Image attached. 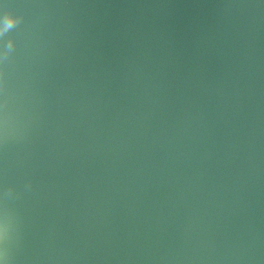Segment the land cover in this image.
I'll list each match as a JSON object with an SVG mask.
<instances>
[{
  "label": "water",
  "instance_id": "1",
  "mask_svg": "<svg viewBox=\"0 0 264 264\" xmlns=\"http://www.w3.org/2000/svg\"><path fill=\"white\" fill-rule=\"evenodd\" d=\"M0 264H264V0H0Z\"/></svg>",
  "mask_w": 264,
  "mask_h": 264
}]
</instances>
